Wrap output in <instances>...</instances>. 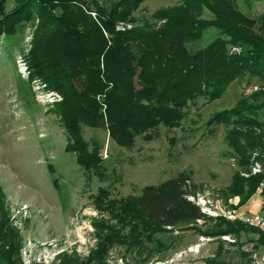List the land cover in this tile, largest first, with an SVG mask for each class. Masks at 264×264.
<instances>
[{"label":"rangeland","instance_id":"rangeland-1","mask_svg":"<svg viewBox=\"0 0 264 264\" xmlns=\"http://www.w3.org/2000/svg\"><path fill=\"white\" fill-rule=\"evenodd\" d=\"M187 1L143 0L132 21L118 28L154 33L164 25L159 15L183 9ZM0 2L4 14L16 7L14 0ZM233 3L249 18L264 12V1ZM212 19L213 14L202 8L200 20ZM32 31L26 23L17 34L0 37V264H208L212 259L210 264H264V249L256 246L253 233L241 231L239 238L204 235L215 231L214 222L206 220L169 228L154 235L152 242L140 239L131 245L130 227L115 213L120 201L138 196L144 187L189 173L199 185L196 202L201 211L206 205L226 221L244 225L236 217L264 214V194L262 207L242 212L240 198L227 194L232 176L243 171L226 141L232 126L208 122L243 97H249L246 104L264 121V82L246 77L232 82L210 103L198 98L186 106L178 126L161 125L151 131V140L138 136L130 148L117 145L105 129L81 125L88 151L96 148L102 159L98 170L86 172L65 149L68 137L55 112L61 96L39 78H28L23 56ZM218 33L216 27L206 26L198 46L204 47ZM263 185L256 192L264 193ZM100 188L106 195L97 200ZM112 237L118 242H109ZM100 253L99 263L94 257Z\"/></svg>","mask_w":264,"mask_h":264},{"label":"trees","instance_id":"trees-1","mask_svg":"<svg viewBox=\"0 0 264 264\" xmlns=\"http://www.w3.org/2000/svg\"><path fill=\"white\" fill-rule=\"evenodd\" d=\"M14 2L16 7L8 14L0 2V37L17 34L26 23L33 26L23 56L28 78H39L61 96L55 112L68 137L65 149L75 154L76 163L86 172L98 170L102 159L96 148L88 151L81 125L105 129L117 145L130 148L138 136L151 140V131L161 125L178 126L186 106L198 98L210 103L232 82L246 77L264 82V12L249 18L233 0H189L183 9L159 15L164 25L154 33L118 28L132 21L143 0H112L108 5L99 0ZM204 7L214 19L200 20ZM206 26L216 27L219 33L199 47ZM246 98L208 121L232 126L226 141L243 171L232 176L225 190L229 197L240 198V206L264 183L263 172L242 176L250 174L255 163L264 167V121ZM198 194L199 185L190 174L180 173L120 201L115 213L130 227L128 243L152 242L154 235L169 228L210 220L215 231L204 235L239 238L241 231L250 232L257 236L256 246L264 249V232L240 221L209 217L190 199ZM105 195L100 188L97 200ZM117 240L109 238V242ZM101 257L102 253L94 259L100 263ZM211 261L215 260L208 264Z\"/></svg>","mask_w":264,"mask_h":264},{"label":"built area","instance_id":"built-area-1","mask_svg":"<svg viewBox=\"0 0 264 264\" xmlns=\"http://www.w3.org/2000/svg\"><path fill=\"white\" fill-rule=\"evenodd\" d=\"M38 91L41 92L40 89H38ZM39 97H43V94L40 93V96ZM264 173V167L258 163H255L251 170H250V174H242L244 177H248L249 175H255V174H259V173ZM261 190L264 191V185L261 187ZM193 202H195L197 205L198 202H196V199L194 198H190ZM200 207V205H199ZM202 212L206 215H209V216H212V217H220L222 216L220 211H217V210H212L210 208H208L206 205L204 207V211L202 210ZM224 214V213H222ZM224 217V216H223ZM235 219V218H234ZM236 219H239L243 222H245L247 225L251 226V227H254V228H257L259 229L260 231H264V214H261V213H257V214H254V215H251L249 217H246V218H242L241 217H236Z\"/></svg>","mask_w":264,"mask_h":264},{"label":"crops","instance_id":"crops-1","mask_svg":"<svg viewBox=\"0 0 264 264\" xmlns=\"http://www.w3.org/2000/svg\"><path fill=\"white\" fill-rule=\"evenodd\" d=\"M263 197L261 195V193L258 191L256 192L248 201L247 203H245L243 205L242 208L239 209L240 212L242 211H245L246 209H253V210H256L260 207H262L263 205V201H262ZM257 201L258 203L257 204H253V201ZM253 204V205H252Z\"/></svg>","mask_w":264,"mask_h":264}]
</instances>
